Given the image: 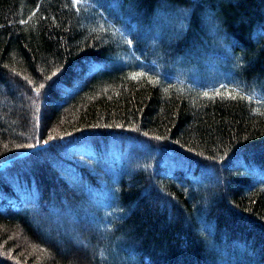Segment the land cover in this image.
<instances>
[{"label":"trees","instance_id":"trees-1","mask_svg":"<svg viewBox=\"0 0 264 264\" xmlns=\"http://www.w3.org/2000/svg\"><path fill=\"white\" fill-rule=\"evenodd\" d=\"M0 264H264V0H0Z\"/></svg>","mask_w":264,"mask_h":264},{"label":"rangeland","instance_id":"rangeland-1","mask_svg":"<svg viewBox=\"0 0 264 264\" xmlns=\"http://www.w3.org/2000/svg\"><path fill=\"white\" fill-rule=\"evenodd\" d=\"M38 216H39L38 219L41 221V223L44 222V221H46V220H44L45 217L41 216V214H39ZM46 222L49 223V224L51 225V223H50L48 220H47ZM44 223H45V222H44ZM47 223H46V224H47ZM44 225H45V224H44ZM48 226H49V225H48ZM51 226H52V225H51ZM60 230H62V229H60ZM17 231H19V229H18ZM17 234H18V233H17ZM17 234H16V235H17ZM23 240H24V238H23ZM26 245H28V244H26ZM28 247H29V245H28Z\"/></svg>","mask_w":264,"mask_h":264},{"label":"snow or ice","instance_id":"snow-or-ice-1","mask_svg":"<svg viewBox=\"0 0 264 264\" xmlns=\"http://www.w3.org/2000/svg\"><path fill=\"white\" fill-rule=\"evenodd\" d=\"M126 42H127L129 45H131V44H132V40H126ZM41 87H43V85H41ZM204 95H205V96H207V95H208V93H207V92H205V93H204ZM233 98H235V97H233ZM43 143L47 144V143H48V140H44V141H43Z\"/></svg>","mask_w":264,"mask_h":264}]
</instances>
